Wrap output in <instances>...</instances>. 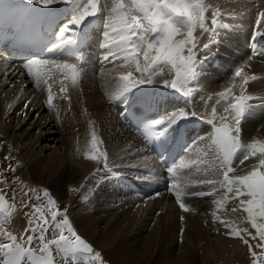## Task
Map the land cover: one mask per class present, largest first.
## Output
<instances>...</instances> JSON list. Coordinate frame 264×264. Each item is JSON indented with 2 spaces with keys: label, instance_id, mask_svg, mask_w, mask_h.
Wrapping results in <instances>:
<instances>
[{
  "label": "bare ground",
  "instance_id": "6f19581e",
  "mask_svg": "<svg viewBox=\"0 0 264 264\" xmlns=\"http://www.w3.org/2000/svg\"><path fill=\"white\" fill-rule=\"evenodd\" d=\"M260 1L204 0L207 7L206 24L211 31L204 33L197 22L194 35L200 40L198 58L201 63L188 88L177 91L166 87L165 81L170 82L175 78V70L164 65L162 72L153 74L152 83L140 85L132 92L122 94L124 82L121 77H106L105 74L120 68H123L126 74L129 71L133 72V78L139 73L135 72L134 64L122 58L115 61L104 60L106 54L104 45L110 43L104 32L111 30L110 25L119 14L109 11L116 6L115 0H100L102 11L95 17L87 18L77 32L83 34L85 38L80 50V53L84 52L83 60L80 57L69 59L66 57L65 46L53 49L52 45L49 48L51 56L45 58L58 63L76 64L79 75L75 83L70 75L56 69L52 64L43 68L45 72L51 69L46 77L47 82L42 79L37 83L34 77L28 75L27 69L23 68L27 59H19L16 54L0 56V143L16 154L21 161H26V153H31L37 174L47 176L52 187L51 192L53 191L58 200H64L68 187L74 188L70 191L72 202V208H69L70 218L77 222L84 219L89 222L88 212L97 215L95 217L97 229L93 228V232L84 231L83 235L100 237L105 236L106 232H113L120 240L125 241L124 244L129 243V247L134 249L152 242L150 223L146 222L132 229L127 223V216L133 207L141 206L143 200L154 204L174 201V190L171 191L168 187L172 173L170 169L174 170L177 164L181 161L183 163L186 158L189 164L193 165L207 152L208 154H205L207 156L199 160L205 166L204 172L219 174L220 182L223 180L222 172L215 168L218 161L209 149L212 125L208 121L215 119L219 125V117L225 115L223 109L226 104L216 103L219 99L218 93L235 84L233 91L236 95L240 94L242 90L240 85L243 81L235 76L237 69H244V75L249 79V83L244 86L245 94L252 97L248 101V110L241 120V140L247 143L253 140L264 141V138H261V134L264 135V55L254 57L250 54L252 45L264 43V20L259 26L256 24L259 13L264 12V5ZM0 3L8 6L0 13V26L4 27L7 24V31L13 32L14 24L19 22L23 24V29L29 28L52 36V44L59 43V29L69 24L70 20L87 6V0L58 2L48 7L33 0H0ZM13 4L20 6L13 8ZM105 5L107 7H104ZM212 13L216 15L213 16ZM212 19H218L217 26L211 25ZM171 22L184 31L187 30L189 23L185 16H177V19L173 17ZM52 24L55 29L49 32L48 27ZM204 44L210 46L204 50ZM49 95L53 97L50 106ZM177 96L184 100L177 98L176 101ZM139 101L156 106L159 114L155 120L172 113L177 115L180 112L188 113L186 119L180 120L169 130V144L175 141L180 130L185 133L187 142L181 156L168 168L159 165L148 151L142 131L132 130L122 119L125 109ZM214 107L217 109L215 118L212 115ZM93 132L98 141L96 150L91 146ZM97 151L107 153L108 168L104 166L103 157L97 160L88 159ZM49 163L54 165L48 168L51 172L45 173V166ZM253 165H258V160L250 157L243 164L234 165L235 171L230 175H246L252 170ZM188 169L194 171L190 167ZM177 170L175 172L178 175ZM180 170L179 174L182 175L183 172ZM187 172L184 175H189ZM194 172L190 175L195 174ZM204 172L201 175L206 181L208 176H204ZM179 176H176L178 182ZM95 178L97 179L94 180ZM172 181L174 183V179ZM185 182L184 180V184ZM201 182H197L198 188L195 191L191 189L193 193L210 191L207 189L209 184ZM84 188H87L89 193H81ZM213 189L211 192H215ZM190 191L181 190L184 195ZM138 192H142L143 196L139 199L142 202L134 203L133 198L140 197ZM221 194L224 196L222 205L216 211H223L222 216L228 227L217 225L218 228L213 230L216 228V224L213 223L215 227L211 229L213 219L210 221L211 224H207V229L203 230L208 234L207 242L213 241L216 245L204 250L202 256H215L222 260L230 252L243 258L244 264L247 261L250 264L254 258L248 246L238 237L231 235L230 229L237 231L247 229L252 235H255V229L251 227L247 213L241 209L239 200L226 198L224 192ZM212 200L213 195L198 197L191 201L190 206L204 208L205 204ZM213 211L215 212L214 209ZM187 213L200 220L197 214L194 216ZM239 214L244 216L242 222L237 219ZM14 218L15 222L23 224L21 217ZM230 221L238 223L233 226ZM245 238L249 239L253 246L252 251L258 254L259 264H264V256H260L261 250L264 249L256 247L259 241L251 240L250 236ZM204 264L213 263L209 259Z\"/></svg>",
  "mask_w": 264,
  "mask_h": 264
},
{
  "label": "snow or ice",
  "instance_id": "6c2138e0",
  "mask_svg": "<svg viewBox=\"0 0 264 264\" xmlns=\"http://www.w3.org/2000/svg\"><path fill=\"white\" fill-rule=\"evenodd\" d=\"M33 2L48 7L58 2L69 3L70 0H33ZM115 3L116 6L109 11L119 15L110 25L111 30L104 32V36L110 41L104 45L106 52L104 60L115 61L122 58L134 64L135 72L139 73V77L133 78V72L129 71L127 75L120 78L124 82L122 94L130 93L140 85L152 83V76L156 69L162 72L164 65L175 70V78L170 82L165 81L166 87L177 91L188 88L201 63L198 58L200 40L194 35L197 22L204 33L211 31L206 24L207 7L204 0H115ZM7 7L0 3V13H3ZM101 11L100 0H87V6L75 15L69 24L59 29V43L52 44V48L74 43L80 26L87 18L95 17ZM174 15L187 17L189 23L186 31L171 22V17ZM212 15L215 16L216 13ZM262 20H264V12L259 13L256 24L259 26ZM218 23V19L211 21L212 26H217ZM209 46L204 44L203 49ZM49 64L70 75L73 83L76 82L79 75L76 64L32 58L26 60L23 68L27 69L28 75L34 77L37 83L42 79L47 82L46 77L51 69L45 72L43 68ZM235 76L243 81L240 85L242 90L239 95H236L233 91L236 85L233 84L218 93L219 99L216 103L226 104L223 109L225 115L219 117V125L215 119L208 121L212 125L209 149L218 161L215 168L223 175V180L219 182V190H223L226 198L239 200L241 209L247 213L248 221L255 229V235L249 233L247 229L239 231L230 229V234L238 237L248 246L254 258L252 264H259L258 254L252 251L253 246L245 236H250L251 240H258L256 247L264 249V141L253 140L251 143H242L241 120L248 110V101L252 97L245 94L244 86L249 83V79L244 75V69H237ZM52 100L53 97L49 95V106ZM212 115L214 118L217 116L215 107L212 109ZM187 116V112H180L178 115L172 113L165 118L150 121L152 138H163L170 129ZM97 145L96 134L93 132L91 146L96 150ZM99 157H103L104 166L108 168L106 152L97 151L88 159L97 160ZM250 157H255L258 165H253L252 170L246 175H230L235 171L234 165L243 164ZM170 171L173 170L170 169ZM204 183L215 185L217 182L205 181ZM171 188L174 190L179 207L187 212L188 209L181 200V191L177 183L174 182ZM24 195L27 196L28 193ZM192 195L204 197L210 193L201 191ZM43 198H46V205L24 204L25 208L31 207L32 212L25 213L29 227L18 236L7 228L14 205L7 202L4 194H0V264H59V261H62V264H104L102 254L95 251L93 246L78 234L66 210H58L57 201L48 190L43 191ZM35 199L39 201L41 197L37 195ZM225 226L228 227V225ZM260 256H264V251L260 253Z\"/></svg>",
  "mask_w": 264,
  "mask_h": 264
},
{
  "label": "rangeland",
  "instance_id": "374dc122",
  "mask_svg": "<svg viewBox=\"0 0 264 264\" xmlns=\"http://www.w3.org/2000/svg\"><path fill=\"white\" fill-rule=\"evenodd\" d=\"M260 3H263L264 5V0H261ZM173 17L177 19V16L174 15L171 18ZM159 71L161 70L156 69L155 72L157 73ZM124 75L127 74L123 68H120V70L114 69L108 72L107 74H105L106 77L108 76L122 77ZM137 77H139V75H135L134 78ZM177 98L181 101L184 100V98H179V96H177L176 101L178 100ZM261 138H264V135L261 134ZM242 143L247 144V142L243 140ZM205 154L208 153L206 152ZM205 154L199 157L200 161L201 158L207 156ZM26 157H27L26 161L23 160L21 161V159L16 154H14L10 149L4 148L0 143V194H4L7 202L9 204L14 205V210L12 212L10 222L7 225L8 231H11L14 235L19 236L23 234V231L27 227H29L28 217L25 215V213L27 212L31 214L32 208L31 207L25 208L24 204L46 205V198H43V191L48 190L50 194L53 196V198L57 201L58 210L60 211L66 210V214L68 215L73 226L77 229L78 234L81 235V237L85 239L87 242H89L93 246L95 251H99L102 254V259L104 261V264H204L209 259L213 264H244L243 258L239 257L235 253H230V252L222 260H218L217 258H215V256L212 257L202 256L204 250L208 248L211 249V247H215L216 245L215 242L213 241L207 242L208 234L203 232V230L205 231L207 229L206 228L207 224H211V223L212 224L210 225L211 226L210 228L212 229V227H215L214 225L216 224V228L213 229L216 230L218 227H220V225L225 226L226 220L224 216H222L223 211L221 210L216 211V209L222 205L221 203L224 197L223 194H221L223 193V191L219 190L218 188L220 186L219 182L221 180V178L219 179V177L221 176L213 172L210 173L204 172L206 170L204 168L205 166H203L199 160L195 162V164L197 165L189 164L190 162L188 158L183 160L184 164L182 163V161H181L182 164L181 163L177 164V167L180 168L182 171L177 167H175L178 169V170L176 169L178 172L177 175L175 172L176 170L174 168L168 180L169 182L168 187L171 189V191L173 190L171 188V185L173 184L172 180L174 179L175 182L178 179V178L176 179V176L180 175L179 170L180 172H183L181 173L183 176L182 175L179 176L180 178L183 179L179 178V182L178 180L176 181V183L178 184L177 185L178 188L182 187L181 189L179 188L180 191L184 190V192H186V191H190L191 189L195 191L198 188L196 187L198 186L196 184H198L199 181L200 182L202 181L201 183L205 182L204 178L201 175L202 172L205 173L204 176L205 175L208 176L207 178V180L209 179L208 181H217L215 185L209 184L208 185L209 187L207 186L208 187L207 189H209L210 191L208 190L209 192L206 191L205 192L210 193V195H206L205 197H209L213 195V200L211 202L208 201L205 204L204 208H195V206H190L193 200L195 198H198V197L193 198L194 196L192 195V193L194 191L191 190L190 191L191 193L190 192L186 193L187 195L186 194L184 195L181 192V197H183L181 200L184 202V204H186V202L189 201L185 205L188 209L187 212L193 214L194 216L197 214L200 220L195 219L192 216H189L187 212L182 210L178 206L179 203L177 202L176 198L174 199L175 202L161 201L158 204H154L148 202L147 200L146 201L143 200L144 202L143 204L141 203V206L133 207L129 211L127 216V223L132 229L136 228L140 224H144L146 222L150 223L151 225L150 230L153 235L151 238L152 242L150 243L147 242L143 246L134 249L129 247V243L124 244L125 241L120 240L119 236L113 232H106L105 236L101 235L100 237L96 235H91L90 237L83 235L82 232L84 231L93 232V228L97 229V224L95 220V217L97 215H94V213L92 212H88L89 222H87L85 219L84 221L81 222L73 221L70 218L71 215L69 208H72L70 191H73L74 188L68 187L66 189V195L64 200H58L57 197L53 194V191L51 192L52 187L47 180V176L37 174V168L32 163L33 162L32 154L26 153ZM198 163H200L201 165ZM53 165L54 164L52 163L47 164L45 166L46 169L44 172L45 173L51 172V170H49L48 168L51 166L53 167ZM188 167H190L191 170L194 169L195 172L194 171L192 172H194L195 174L190 175V173L192 172L190 171V169H188ZM186 172L189 173L190 176L188 174L184 175V173L186 174ZM174 174H176V176ZM187 177L188 180L186 179ZM200 178L203 179L201 180ZM96 179L97 178H95L94 180ZM184 180L186 181L185 182L186 184H184ZM188 185L189 187H187ZM213 187L215 189L217 188L215 192H211L212 191L211 189H213ZM24 193H28V195L25 196ZM81 193L87 194L89 193V190L87 188H84L81 191ZM189 194H191L192 196H189ZM37 195L41 197V200L37 201L35 199V196ZM139 196L140 197L133 198L134 203H137V201H141L139 199H141L143 195H139ZM204 200H206V198ZM213 209L215 210V212L213 211ZM16 216H18V218L21 217L20 220L23 222L22 225L15 222L14 217ZM73 219L77 220L74 217ZM212 219L214 221L216 220V222L213 221L210 223ZM237 219L238 220L240 219V221L242 222L244 220V216L242 214L241 215L239 214V217ZM217 221L220 222V224ZM230 222L233 224V226H236L238 223V221L235 222L230 221ZM217 225L219 226L217 227ZM48 235L50 236L51 234L49 233ZM57 261H59V257H57ZM59 264H62V261H59ZM246 264H249V262L247 261ZM250 264H252V261L250 262Z\"/></svg>",
  "mask_w": 264,
  "mask_h": 264
}]
</instances>
